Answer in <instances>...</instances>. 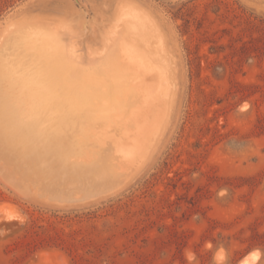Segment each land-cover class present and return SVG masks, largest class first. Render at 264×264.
<instances>
[{
    "label": "rangeland",
    "instance_id": "obj_1",
    "mask_svg": "<svg viewBox=\"0 0 264 264\" xmlns=\"http://www.w3.org/2000/svg\"><path fill=\"white\" fill-rule=\"evenodd\" d=\"M245 258L264 0H0V264Z\"/></svg>",
    "mask_w": 264,
    "mask_h": 264
},
{
    "label": "bare ground",
    "instance_id": "obj_2",
    "mask_svg": "<svg viewBox=\"0 0 264 264\" xmlns=\"http://www.w3.org/2000/svg\"><path fill=\"white\" fill-rule=\"evenodd\" d=\"M142 71H143V70H142ZM53 78H54V77H53ZM53 85H54V84H53ZM34 88H35V87H34ZM35 89H38V88H35ZM20 90H21V89H20ZM20 90H19V91H20ZM17 92H18V91H17ZM35 99H36V98H35ZM26 106H28V105H25V107H26ZM25 107H24V108H25ZM28 107H29V106H28ZM28 107H26V108H28ZM23 112H24V111H23ZM28 114H29V113H28ZM43 125H44V124H43ZM39 126H40V125H39ZM39 126H38V127H39ZM40 127H41V126H40ZM1 131H2V130H1ZM2 134H4V136H6V137L9 136L8 133L6 134V133H4L3 131H2ZM8 144H9V143H8ZM32 176H33V175H32ZM42 177H44V175H42ZM49 177H50V176H49ZM47 178H48V177H47ZM47 178H46V179H47ZM50 178H51V177H50ZM34 179H35V178H34ZM47 180H48V179H47ZM224 258H225V257H224ZM247 258H248V257H247ZM247 258H245L243 261H241L240 264H248V263H249L248 260L251 259V258H249V259H247ZM224 260H225V259H224ZM222 261H223V260H222ZM222 261H221V262H222ZM219 263H220V260H219Z\"/></svg>",
    "mask_w": 264,
    "mask_h": 264
}]
</instances>
